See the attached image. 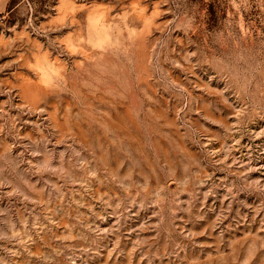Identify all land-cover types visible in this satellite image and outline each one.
Returning <instances> with one entry per match:
<instances>
[{"label": "rangeland", "instance_id": "obj_1", "mask_svg": "<svg viewBox=\"0 0 264 264\" xmlns=\"http://www.w3.org/2000/svg\"><path fill=\"white\" fill-rule=\"evenodd\" d=\"M0 264H264V0H4Z\"/></svg>", "mask_w": 264, "mask_h": 264}, {"label": "crops", "instance_id": "obj_2", "mask_svg": "<svg viewBox=\"0 0 264 264\" xmlns=\"http://www.w3.org/2000/svg\"><path fill=\"white\" fill-rule=\"evenodd\" d=\"M3 1L4 0H0V9L3 8Z\"/></svg>", "mask_w": 264, "mask_h": 264}]
</instances>
